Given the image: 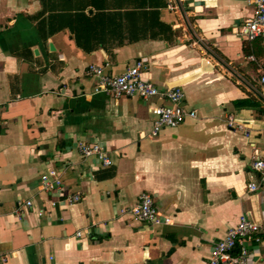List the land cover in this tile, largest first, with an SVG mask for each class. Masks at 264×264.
Returning a JSON list of instances; mask_svg holds the SVG:
<instances>
[{
    "label": "crops",
    "instance_id": "0c3cea01",
    "mask_svg": "<svg viewBox=\"0 0 264 264\" xmlns=\"http://www.w3.org/2000/svg\"><path fill=\"white\" fill-rule=\"evenodd\" d=\"M251 12L249 0H0V264H206L242 214L264 223V186L247 189L264 159V62L239 33ZM139 61L197 117L153 138L161 100L96 93L86 74ZM78 140L113 164L82 157ZM50 167L64 183L53 195L39 190ZM141 193L172 223L122 213ZM249 249L264 264V242Z\"/></svg>",
    "mask_w": 264,
    "mask_h": 264
},
{
    "label": "built area",
    "instance_id": "2783aa9c",
    "mask_svg": "<svg viewBox=\"0 0 264 264\" xmlns=\"http://www.w3.org/2000/svg\"><path fill=\"white\" fill-rule=\"evenodd\" d=\"M252 7L251 15L240 26L239 33L247 41L264 36V0H249ZM170 8L173 7L170 5ZM249 58L256 61L254 55ZM106 65L90 64L86 68V74L95 79L96 93H103L114 99L139 97L145 101L157 98L162 103L151 105L152 115L151 137H157L165 128H176L187 118H196V110L187 109L184 106L185 92L182 87L174 86L159 89L152 82L142 78V70L145 64L139 61L136 65L127 68L120 74L114 75L107 71ZM261 82L264 84V72L261 74ZM229 126L249 134L248 129L237 123L233 117L228 118ZM77 149L82 157H95L103 166H111L113 159L106 147L101 143L77 141ZM252 170L258 178L247 184L249 192H255L264 186V159L254 158L251 163ZM64 183L60 171L56 167H50L40 177L39 190L49 193L61 192ZM81 199L79 192L65 195L61 198H52V206H71ZM33 200L19 201L18 206H32ZM42 213V211H40ZM122 213L129 214L133 219L145 222L148 225L162 226L172 223L170 217L164 216L155 206L149 193H141L138 201L131 207L123 209ZM81 236V232H77ZM264 242V223L250 219L242 214L238 223L227 230L226 234L212 248L206 264H252L250 259L249 243ZM5 260V258H3Z\"/></svg>",
    "mask_w": 264,
    "mask_h": 264
},
{
    "label": "trees",
    "instance_id": "16d2710c",
    "mask_svg": "<svg viewBox=\"0 0 264 264\" xmlns=\"http://www.w3.org/2000/svg\"><path fill=\"white\" fill-rule=\"evenodd\" d=\"M250 48L252 49V52H249V54H253L257 59L264 62V36L252 41Z\"/></svg>",
    "mask_w": 264,
    "mask_h": 264
},
{
    "label": "water",
    "instance_id": "95a60500",
    "mask_svg": "<svg viewBox=\"0 0 264 264\" xmlns=\"http://www.w3.org/2000/svg\"><path fill=\"white\" fill-rule=\"evenodd\" d=\"M50 48L53 49V45L52 44H50Z\"/></svg>",
    "mask_w": 264,
    "mask_h": 264
}]
</instances>
